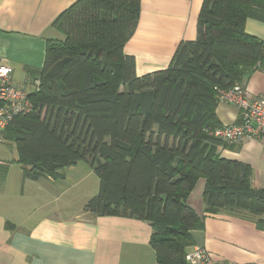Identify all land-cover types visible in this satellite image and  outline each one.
Listing matches in <instances>:
<instances>
[{"label":"trees","instance_id":"obj_1","mask_svg":"<svg viewBox=\"0 0 264 264\" xmlns=\"http://www.w3.org/2000/svg\"><path fill=\"white\" fill-rule=\"evenodd\" d=\"M140 15L141 0H79L63 12L52 28L64 39L47 42L33 111L4 137L30 179L88 163L100 188L84 211L148 222L158 264H188L204 219L187 200L201 179L206 213L251 215L264 230V191L249 166L220 156L233 144L214 136L220 92L264 69V41L246 31L248 20L264 23V0H204L197 39L167 69L137 77L124 47Z\"/></svg>","mask_w":264,"mask_h":264},{"label":"crops","instance_id":"obj_2","mask_svg":"<svg viewBox=\"0 0 264 264\" xmlns=\"http://www.w3.org/2000/svg\"><path fill=\"white\" fill-rule=\"evenodd\" d=\"M79 0H0V65L12 69L16 87L37 92L47 42L60 39L53 22ZM204 0H141V15L124 53L135 60L142 77L169 67L182 42L195 41ZM246 31L264 41V23L248 20ZM248 96H264V69L244 83ZM222 125L240 122L238 108L220 101ZM221 157L247 165L251 186L264 191V138L244 139L219 148ZM7 168L0 185V264H158L148 222L118 216H94L84 211L100 180L90 165L79 162L57 178L25 176L16 144L0 142V168ZM30 168H27L29 170ZM205 180L187 200L204 219L193 231L194 247L205 248L217 262L264 264V230L251 215L206 213Z\"/></svg>","mask_w":264,"mask_h":264},{"label":"built area","instance_id":"obj_3","mask_svg":"<svg viewBox=\"0 0 264 264\" xmlns=\"http://www.w3.org/2000/svg\"><path fill=\"white\" fill-rule=\"evenodd\" d=\"M40 82H36L37 91ZM27 91L13 83L12 69L0 65V142L4 141V132L12 121L33 111V104ZM220 101L229 103L240 112L238 124L223 125L214 132V136L229 144L244 139L264 138V96H248L245 89L237 85L229 91L220 92ZM256 125V127H254ZM188 264H241L238 262H217L203 247L196 246L186 256Z\"/></svg>","mask_w":264,"mask_h":264},{"label":"rangeland","instance_id":"obj_4","mask_svg":"<svg viewBox=\"0 0 264 264\" xmlns=\"http://www.w3.org/2000/svg\"><path fill=\"white\" fill-rule=\"evenodd\" d=\"M54 29V28H53ZM54 30H56V29H54ZM57 31V30H56ZM57 33L60 35V39L59 38H57V39H55V40H63L64 38H63V36L57 31ZM240 142V141H239ZM238 143V142H237ZM232 145V144H231Z\"/></svg>","mask_w":264,"mask_h":264},{"label":"water","instance_id":"obj_5","mask_svg":"<svg viewBox=\"0 0 264 264\" xmlns=\"http://www.w3.org/2000/svg\"><path fill=\"white\" fill-rule=\"evenodd\" d=\"M254 127H256V125H254Z\"/></svg>","mask_w":264,"mask_h":264}]
</instances>
